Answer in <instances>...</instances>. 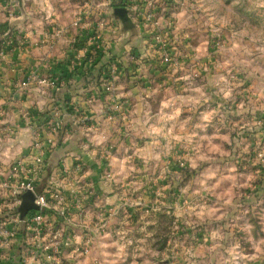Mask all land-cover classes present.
Segmentation results:
<instances>
[{"label":"crops","instance_id":"0c3cea01","mask_svg":"<svg viewBox=\"0 0 264 264\" xmlns=\"http://www.w3.org/2000/svg\"><path fill=\"white\" fill-rule=\"evenodd\" d=\"M110 1L114 0H104V3ZM193 2L184 0L174 12L165 3H161L162 9H159L164 24L165 16H174L176 20V28L170 30L174 64L165 65L158 56L142 54L145 41L139 39L144 37L131 16L134 28L115 36L121 39L128 36L127 42L137 40L143 47L135 51L133 61H137V65L119 72L147 76L156 73V77L165 79L172 76L154 85L147 80L141 84L134 80L130 84L113 81L114 93H109L106 90L107 53H94L88 47L93 43L88 36L92 27L88 28L86 23L75 26L76 18L63 21L55 17L47 0H40L39 4L37 0H24L23 7L17 0H0V41L3 42L8 33L16 44L12 49L0 45V178L13 162L25 156L41 131L53 145L49 172L62 164L72 166L77 160L85 164L86 175L98 194L85 217L96 219L99 216L97 207L112 208L116 201L119 202L128 173L145 170V165L132 159L146 160L155 153L157 132H164L162 124L175 122L181 138L198 139L200 143L205 138L222 136L227 138V143L229 141L228 147L225 145L228 150L224 149L229 163L205 160L207 148L202 151L200 147L195 160L201 172L195 180L196 193L192 197L197 199L196 213L200 219L195 227L176 228L196 238L194 236L191 244L186 241L177 244L176 253L167 264H248L249 259L245 257L216 261V253L206 255L216 250L221 253L228 247L223 238L236 231L237 211L238 216L247 218L255 202L264 210V157L257 156L258 151L264 149V125L258 122L264 121V66L253 69L249 61L253 57L264 58V35L253 33L250 15L234 17L231 12L236 7L250 10L251 0L243 1L242 5L241 1L231 0ZM192 10L200 12L197 14V18L201 17L197 21L199 30L205 27V21L210 22L213 36H218L213 41L216 47L212 46L210 51L204 49L205 35L202 33H199L201 37L196 35L197 38L189 42ZM98 21L101 28L106 23V28L101 29L103 38L107 37L108 29L117 32L121 24L113 17ZM78 42L85 46L78 49ZM193 45L199 60L191 67L186 62ZM89 58L93 60L89 62ZM191 74L198 75L195 84L188 81ZM172 77L184 81L172 84ZM128 98L131 110H123ZM119 99L123 103L121 108H117ZM111 105L116 109L109 113ZM47 116L53 117L60 128L42 129ZM235 130L233 136L231 132ZM237 143L245 146L237 149ZM154 166L146 168L150 170ZM223 169L230 170L234 180L222 183L218 175ZM210 170H215L214 178H208ZM243 170L246 176L240 177L244 175ZM49 172L44 175L41 188L48 182ZM107 172H114V177H107ZM134 184L143 187L145 181L138 177ZM225 185L228 188L224 190ZM240 187L245 189L244 195L239 194ZM224 218L228 220L226 224ZM168 241L166 246H169ZM11 247L9 252L14 254L17 246ZM105 247L100 244L99 249ZM235 247L234 241H230L227 249ZM180 252L184 257L177 255ZM258 264H264V259Z\"/></svg>","mask_w":264,"mask_h":264},{"label":"rangeland","instance_id":"374dc122","mask_svg":"<svg viewBox=\"0 0 264 264\" xmlns=\"http://www.w3.org/2000/svg\"><path fill=\"white\" fill-rule=\"evenodd\" d=\"M47 1L49 2L55 17L59 16L63 21H71L80 15L85 16L84 18L88 22V28L92 27L93 29L92 32H90L91 34L88 35L92 37L93 43L88 47H90L93 52L101 49V51L97 52L98 54L99 52H102V55L105 52L107 53V81L112 84V89L111 91H108L109 93H114L113 81L114 83L122 82L123 84H130L131 81L134 80V82L141 84L147 80L151 85H154L165 82L168 77L172 76L167 75L168 77L165 76V79L163 76L156 77V73L152 74V76L151 74L147 76L144 74L138 75L129 72L122 74L119 72L120 70L123 71L122 68H132L137 65V61H133V59H135V51L140 48L137 40L127 42L126 40L128 36L122 37V39L115 36L117 33L126 31L122 28L121 24L117 26V32L108 27L110 29L107 31V37H101V29L106 28V23L101 28V26L97 24V22H100L98 19L103 22L106 18L111 19V17H113L111 13L113 12L114 1L112 2L113 4L111 1L106 4L104 3V0ZM231 1H235L236 3L241 1L240 5H242L243 1L248 0ZM251 1L253 6L250 10H243L240 7H236L231 12L234 17L250 15L253 22L251 25V28L254 31L253 33L256 35H259L260 33L264 35V0ZM39 2L40 0H37V4H39ZM193 3H195V1ZM241 7L243 8V6ZM199 13L200 12L197 10H192L191 12V37L189 42L194 41V38H197L196 35L201 37L202 35L199 33H202L205 35H203L206 45L204 49L210 51L212 46L216 47L217 43H213L218 39V36H213L214 34L210 22H204L205 27L202 28V30L205 29L203 30L204 32H202L201 29L199 30L200 26L197 22L198 19L201 18H197V14ZM88 16H90L91 19H86ZM260 20L261 24L259 23ZM235 28L237 30L239 27H234V29ZM160 32H165V29L161 28ZM78 43V49L85 46L84 43ZM98 45L101 48H98ZM192 49L193 50L190 51V56L187 58L188 61L186 62L187 64H191V67L195 66L199 60L196 54L197 49L194 45ZM251 49L253 50V48ZM151 54L155 56L159 55L156 53ZM92 60V58L88 59L89 62ZM239 60L241 61L245 59ZM249 61L252 63L251 67H253V69H261V67L264 66L263 57H253V59ZM232 63L234 64V62ZM157 67L161 68L162 66ZM197 76L198 75L196 74H191V76L188 77L189 83L195 84L198 79ZM160 80L162 81L159 82ZM172 81V84L176 82L180 84V81L182 82L184 80L172 77ZM130 102V98H128V100L125 99L123 110H127V108L131 110ZM122 105V99H119L117 108H121ZM112 107L110 108L109 106V113L116 109L115 105ZM110 117L113 118V115ZM162 126H164V132H157L159 139L155 153L151 154L146 160L132 159V161H139L141 164L145 165V170H142V172L131 170L130 173H128L127 180L123 187L122 196L119 198V202H115L117 205L113 204L112 208L109 206L105 209L97 207L99 212L103 211L107 213L109 224L103 233H96L94 235L92 249L85 253V251H82L81 249L65 244L66 239L61 236L55 239L58 242H61L58 251H53L51 248L46 249L45 244L53 239V231L55 229L54 213L51 212L50 220L47 221L48 227L43 235L37 236L36 233L33 232L28 235L26 230L23 232V229H25L23 223L17 222L16 224L15 221H13L12 224L16 225L18 234L14 239L8 240L9 244L3 247L5 258L0 264H103V261L105 263V260L106 264H167L171 262L170 259L173 253H176L174 248L177 247V244L181 242L191 244V241L195 240L194 234H192V236H186L183 232L176 230V228L179 226L182 229L186 228V226L195 227L197 225L196 221L200 219L196 213L197 199L196 197L192 198L196 193L195 180L197 175L200 174L199 172H201L196 166V154L199 153L200 147H202V151L203 148H207L204 150L206 153L205 155H207L205 156V160L213 159L216 160V162L222 161V163L227 164L229 161L227 162L228 156L225 151L228 150L226 146L228 147L229 141L227 143V138L218 136L205 138L203 142L200 143L198 139L181 138L176 131L178 124L175 125V122L173 121L162 124ZM235 132L236 130L231 132V134L233 133L234 136ZM230 143L234 146L232 138ZM238 143L236 147L237 149L241 146L242 148L245 146L244 144L241 145ZM131 144L132 143L130 142V145ZM231 144H229V146H231ZM129 149L128 151L134 154V150L132 151V149ZM137 157L138 156H136V158ZM153 164L155 165L153 167L154 169L152 168L149 170V168H146L148 165L150 167ZM247 172L248 171H246V173ZM113 173L112 178L114 177ZM149 173H151L150 176H148ZM243 173L244 175L241 174L242 176L240 177L246 176L244 170ZM208 174V178H214V176L217 175L215 170H210ZM138 177H140V180L145 181L143 187H137L134 184V181ZM218 178H221L222 183L225 184H227L228 181L234 180L232 173L227 169L221 170ZM149 179H151V182ZM228 185L230 188L231 184ZM227 188V185H225L224 190ZM239 192V194L243 193L242 195H244L245 189L240 187ZM210 202L209 199L208 203L210 204ZM20 205L21 203L17 209L15 208L17 206H13L10 201L9 205H0V221L3 220V217L5 216L7 218V213L10 211H12L13 215L16 217L18 212H20ZM61 206H64L71 211H77L74 204L68 199L65 203L61 204ZM89 208L90 207L86 208V210H89ZM249 210L247 218H243V216L240 215L238 216V211L236 212V231L230 236L225 234V237L223 238L226 246L230 247V241H234L236 247L234 249H227L228 247L226 249L223 248L221 253H219V250H216L206 256L215 255L216 253V256H214L217 257L216 261H218V259L225 260L227 257L234 260L245 257L246 259H249V262L252 264H258L261 259H264V210L260 209V204L256 202L250 206ZM75 217L74 221L77 223L78 228H81V223L94 225L93 223L98 221V217L96 219L89 218L88 220L85 216L82 218L79 216ZM223 221L225 224L228 222L226 218H224ZM150 227L154 228V230H151ZM82 231L84 230L78 229V232H76V241L74 243L77 245H82L85 242ZM168 239L169 246H166V241ZM100 244L106 245L104 250L99 249ZM241 245H244L243 247L245 248L241 247ZM11 246H17L14 254L9 252ZM177 255L184 257L182 252L177 253Z\"/></svg>","mask_w":264,"mask_h":264},{"label":"built area","instance_id":"2783aa9c","mask_svg":"<svg viewBox=\"0 0 264 264\" xmlns=\"http://www.w3.org/2000/svg\"><path fill=\"white\" fill-rule=\"evenodd\" d=\"M184 0H114V7H127L131 10V16L135 19L136 24L140 27V32L143 34L145 47L142 54L156 53L159 54V59L165 65L176 63L174 49L170 44L171 29L176 25L174 16H165L164 21L161 22L159 16V9H162L161 3H165L168 9L173 11ZM85 16L76 18L74 24L80 27L81 24L86 23ZM88 27V26H87ZM84 28V27H82ZM165 29V32L160 30ZM83 33V32H82ZM2 42L4 49H12L16 46L14 39L10 34H6ZM98 48H101L98 45ZM100 50L95 51L97 53ZM150 51V52H149ZM26 85V83H23ZM112 84L107 82L106 90L111 91ZM264 125V121H258ZM60 128V125L55 122L53 117L47 116L42 123V129ZM37 138L29 146L27 153L21 159L13 162L6 172L0 178V205H9L12 203L16 209L22 203L23 195L26 192H33L35 195V204L38 209L29 210V212L21 217L20 212L13 215L10 211L3 220L0 221V263L5 258L3 247L6 246L8 240L14 239L18 234L17 227L12 224L13 221L24 224L23 232L26 230L28 235L31 232L36 235H43L48 227V220H50L51 212L54 213L55 229L53 231V239L45 244V248H51L53 251H58L61 242L57 239L59 236L66 239L65 244L81 249L87 253L93 248V239L96 233H103L109 224L107 213L98 211V221L94 225H87L81 223V228L77 226L74 221L75 216L84 217L87 214L86 208L97 198L98 194L93 183L88 179L85 171V164L81 160L75 161L72 166L62 164L55 171L49 170V158L53 152L52 143L44 138L41 131L38 132ZM258 157H264V149L258 151ZM49 172V180L40 187L44 175ZM107 177H112V173L107 172ZM5 199L8 202L5 203ZM70 200L77 211H71L61 204L66 200ZM18 204V205H17ZM105 209V207H101ZM78 229L84 235V243L77 245L76 232ZM36 236V237H37ZM46 237V236H45Z\"/></svg>","mask_w":264,"mask_h":264},{"label":"water","instance_id":"95a60500","mask_svg":"<svg viewBox=\"0 0 264 264\" xmlns=\"http://www.w3.org/2000/svg\"><path fill=\"white\" fill-rule=\"evenodd\" d=\"M20 2L21 7H23V1L24 0H17ZM24 16H26V12L23 10ZM131 10L127 7H114L113 12L111 13L113 18L116 21H119L122 25V28H124L126 31L131 30L134 28V22L132 20V17L130 15ZM140 41L143 39L140 38ZM139 48H142V44L138 45ZM35 195L33 192H26L23 195L22 203L19 207V211L21 214V217H24L25 214L32 209H38V206L35 204Z\"/></svg>","mask_w":264,"mask_h":264},{"label":"trees","instance_id":"16d2710c","mask_svg":"<svg viewBox=\"0 0 264 264\" xmlns=\"http://www.w3.org/2000/svg\"><path fill=\"white\" fill-rule=\"evenodd\" d=\"M1 42H2V41H0V45L2 44Z\"/></svg>","mask_w":264,"mask_h":264}]
</instances>
